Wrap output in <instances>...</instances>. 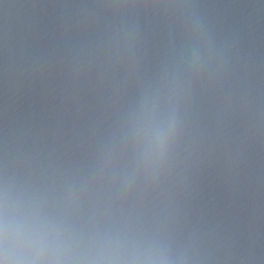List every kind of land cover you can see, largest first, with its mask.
Here are the masks:
<instances>
[{
    "label": "water",
    "instance_id": "95a60500",
    "mask_svg": "<svg viewBox=\"0 0 264 264\" xmlns=\"http://www.w3.org/2000/svg\"><path fill=\"white\" fill-rule=\"evenodd\" d=\"M145 110L175 119L155 174ZM0 183L85 234L264 264V0H0Z\"/></svg>",
    "mask_w": 264,
    "mask_h": 264
},
{
    "label": "clouds",
    "instance_id": "9594fccd",
    "mask_svg": "<svg viewBox=\"0 0 264 264\" xmlns=\"http://www.w3.org/2000/svg\"><path fill=\"white\" fill-rule=\"evenodd\" d=\"M155 120L154 111L140 117L137 167L148 174L162 166L175 136L174 117L159 129ZM0 264H195V258L145 235L76 231L39 193L0 183Z\"/></svg>",
    "mask_w": 264,
    "mask_h": 264
}]
</instances>
